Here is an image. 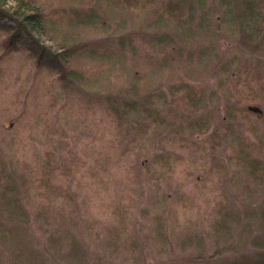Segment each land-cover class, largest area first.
Segmentation results:
<instances>
[{
	"label": "trees",
	"instance_id": "obj_1",
	"mask_svg": "<svg viewBox=\"0 0 264 264\" xmlns=\"http://www.w3.org/2000/svg\"><path fill=\"white\" fill-rule=\"evenodd\" d=\"M222 39L254 56L222 58ZM203 76L215 86L198 84ZM0 85L17 86L0 99V142L12 150L0 152V264H138L146 225L158 254L264 264V0H0ZM58 121L73 133L84 124V136L99 122L115 135L134 130L118 156L128 160L145 143L173 147L174 157L155 150L141 159L148 192L136 220L122 191L102 220L87 188L74 199L82 175H57L76 157L56 137ZM23 131L40 148L31 140L21 159ZM110 157L84 165L91 190L104 188ZM184 158L192 176L197 168L195 188L206 187L203 172L214 180L201 213L174 180Z\"/></svg>",
	"mask_w": 264,
	"mask_h": 264
},
{
	"label": "rangeland",
	"instance_id": "obj_2",
	"mask_svg": "<svg viewBox=\"0 0 264 264\" xmlns=\"http://www.w3.org/2000/svg\"><path fill=\"white\" fill-rule=\"evenodd\" d=\"M45 43L48 44L47 41H45ZM216 47L222 58L228 57L231 53H237L241 57L248 58L254 56L251 51L246 49L237 41H226L222 39L218 41ZM12 64L14 68H16V66L19 64V61L14 59ZM24 76L25 74L24 72H22L21 82L23 81ZM197 82L198 84L205 86L207 89H211L215 86L214 78L209 76H203L198 79ZM16 89L17 86L6 88L0 85V99H12L13 92ZM221 112L222 111L220 110L215 115V118L221 116ZM104 126L105 125L101 122L90 126V131L92 133L91 135L96 136L95 139L91 140V135L84 136L82 134L84 124H80L78 133H73L69 131L63 124H61L60 121L57 122L56 127L59 131L56 137L66 144L67 149L74 150V155L76 156L72 159L69 158L64 165L58 164L57 175L61 177L64 176L63 173L65 169H68L69 173L72 175L75 181H77L79 175H82V178H80L81 182L75 183L72 187L75 192L72 193L73 197L77 201L80 200V198H82L81 200H83L84 189L87 188L88 196L92 199L91 203H89V206L92 208V211L100 217L101 220L104 219L106 212H108L111 199L116 201V191L124 192L123 198L121 200L123 204L128 205L129 203H131V205L128 207H130V209L132 210L133 219L136 220L138 211L143 205L148 192L145 173L142 166L140 165L141 159L147 157L149 153L155 150H160V152H169L174 157L175 150L169 145V143H166L163 148H159L156 141H153L150 145H148V143H145L141 149H139L138 151H134V153L130 154L129 160L126 159L124 156L118 157L121 154L122 146L126 138L130 137V135L135 133V131L132 129H127L124 130L122 133L115 135L106 131L104 129ZM61 131H63L65 135H63ZM102 132L103 134L101 135ZM78 134H80L79 138L77 137ZM20 135L22 136V140L20 143L17 144L16 154L22 159V154L26 151L27 148H29L31 140H34L35 145L38 149L40 148V145L38 143L39 139H37L39 136L29 137L27 131H23L22 133H20ZM201 137L202 135H194V138L197 139ZM0 152L4 155H7L11 153L12 150H7V147L3 146L2 142H0ZM101 152H104L111 156L109 160L116 159V161L111 162L109 166L110 172L108 174H105L106 184L104 188L98 187V191L96 192L95 189L91 190L86 186L84 180H91V178L88 173L85 174V172H82L84 165L88 167L90 164L92 165L94 163L93 161L95 158H100ZM91 153L93 154V156H88ZM28 154H30V151ZM84 155L88 157L85 158ZM66 156H68V154H66ZM84 159H86L85 164ZM134 160H137V163L133 162ZM119 161L120 165H116ZM187 161V158L176 160L174 180L177 181V187L179 186L182 193L187 197L185 201L192 203L193 209L201 213L203 212L202 210H204V204L201 201L202 196H204L206 193V187L209 186L211 183H214V180L209 178V173L207 171L203 172L198 178L200 179V181L204 182L206 187H200L201 185L198 184L199 187L195 188L193 186V180L195 179V176L197 174L195 172L197 168L195 170L193 169L194 173L192 176L189 171H186L184 169V166L187 165ZM193 164L195 163L193 162ZM198 170L201 172V168H199ZM175 185H171V188L168 191L169 194L173 195V192L176 188ZM198 218L199 223H201V219L198 216L195 217L196 221H198ZM199 227H202V225H199ZM35 234L38 237L37 247L40 248L44 246V237L37 231L35 232ZM82 235L83 234L81 233V239L83 240V243L88 248V250H94L93 241L88 238L85 234L83 237ZM138 239L143 243L144 252L143 259L138 264H192L190 262L185 261L173 248H170L169 252H165L162 254H158L156 251H152L149 248V227L147 225L144 226L142 233L138 234ZM47 257L52 262L55 261L48 253ZM116 264L131 263L129 261H124L120 257L116 261Z\"/></svg>",
	"mask_w": 264,
	"mask_h": 264
}]
</instances>
